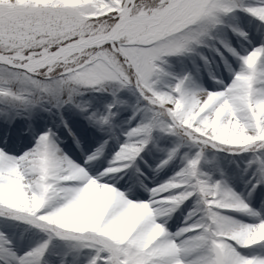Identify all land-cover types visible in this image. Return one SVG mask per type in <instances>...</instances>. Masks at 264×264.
<instances>
[{"label":"snow or ice","instance_id":"obj_1","mask_svg":"<svg viewBox=\"0 0 264 264\" xmlns=\"http://www.w3.org/2000/svg\"><path fill=\"white\" fill-rule=\"evenodd\" d=\"M0 264H264V0H0Z\"/></svg>","mask_w":264,"mask_h":264}]
</instances>
